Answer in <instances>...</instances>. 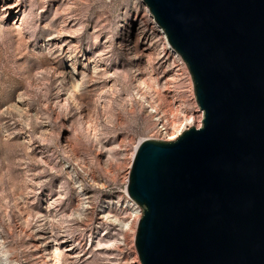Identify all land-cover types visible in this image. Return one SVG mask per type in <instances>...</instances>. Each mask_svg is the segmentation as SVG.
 Returning <instances> with one entry per match:
<instances>
[{"label": "rangeland", "instance_id": "obj_1", "mask_svg": "<svg viewBox=\"0 0 264 264\" xmlns=\"http://www.w3.org/2000/svg\"><path fill=\"white\" fill-rule=\"evenodd\" d=\"M173 58L142 0H0V264H141L135 150L203 113Z\"/></svg>", "mask_w": 264, "mask_h": 264}, {"label": "water", "instance_id": "obj_2", "mask_svg": "<svg viewBox=\"0 0 264 264\" xmlns=\"http://www.w3.org/2000/svg\"><path fill=\"white\" fill-rule=\"evenodd\" d=\"M203 120L142 140L127 195L141 264H264V0H142Z\"/></svg>", "mask_w": 264, "mask_h": 264}, {"label": "bare ground", "instance_id": "obj_3", "mask_svg": "<svg viewBox=\"0 0 264 264\" xmlns=\"http://www.w3.org/2000/svg\"><path fill=\"white\" fill-rule=\"evenodd\" d=\"M145 5V4H144ZM146 6V5H145ZM153 17V16H152ZM154 19V18H153ZM157 25V24H156ZM159 27V26H158ZM161 29V28H160ZM162 31V29H161ZM163 33V31H162ZM163 37L166 41V37L163 33ZM167 43V42H166ZM174 55V54H173ZM173 61L174 63H177L178 66H179V70H181V72H183L184 74H187L189 76V78L191 79V75H190V72L186 66V64L183 62V60L181 59V57L179 56H175L174 55V58H173ZM176 64V65H177ZM74 71H76V66H74ZM192 80V79H191ZM190 84H191V95L192 97H195L194 96V87L192 85V82L190 81ZM201 122H202V115L200 116V119L198 121V126H201ZM192 123H188V124H183V126H179L173 133H172V136L169 138V140H174L176 139L184 130L192 127ZM129 207L130 209L132 210V212L134 213V220L131 221V222H128L126 224V227L130 230L131 232V235H132V242L134 240V237H135V233L137 231V225H138V222L140 220V218L142 217V210L140 208V206L133 200H129Z\"/></svg>", "mask_w": 264, "mask_h": 264}, {"label": "built area", "instance_id": "obj_4", "mask_svg": "<svg viewBox=\"0 0 264 264\" xmlns=\"http://www.w3.org/2000/svg\"><path fill=\"white\" fill-rule=\"evenodd\" d=\"M155 22V21H154ZM202 120H203V113H202ZM200 127V126H199ZM175 140V139H174ZM169 141H171V140H169Z\"/></svg>", "mask_w": 264, "mask_h": 264}]
</instances>
